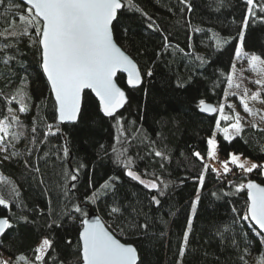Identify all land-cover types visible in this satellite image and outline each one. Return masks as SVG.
<instances>
[{
    "label": "trees",
    "instance_id": "1",
    "mask_svg": "<svg viewBox=\"0 0 264 264\" xmlns=\"http://www.w3.org/2000/svg\"><path fill=\"white\" fill-rule=\"evenodd\" d=\"M13 2L21 3L19 0ZM134 3L152 18L151 22L159 31L149 29L147 17L139 13L124 11L118 22H114L117 42L138 62L142 73L148 68L154 73L151 77L145 75L137 89L128 88L126 76L118 74V82L128 93V103L116 113L123 117L120 126L115 118L106 117L100 111L98 99L87 89L78 122L60 124V133L40 143L44 140L46 125L53 124L55 130L58 123L54 119V98L39 68L38 50L28 44L27 37H21L19 43L16 38H8L7 42L19 49V55L7 65L0 60V119L8 116V109L13 108L23 127L13 122L10 133L22 135L5 144L18 155L0 161V196L9 201V208L0 206V217L7 216L14 225L0 238V256L6 254L12 264H29L34 260V249L48 237L54 242L56 252L53 255L58 261L76 264L81 217L74 213L77 219L73 221L63 216V212L76 203L86 214L88 206L92 205L116 236L133 243L138 250V264H177L178 260L182 264H242L240 256L246 264H258L264 257V245L252 231V222L240 219L247 195L246 189L236 192V186L249 179L264 183V175L257 170L240 175L241 170L232 165L237 175L229 173L219 178L209 169L196 213L191 210L198 187L192 178L202 171V164L193 152H200L207 163L206 141L215 130L218 118V112H201L199 100L204 99L215 107L224 101L238 40H229L217 49L215 37L237 36L246 11L244 0H189L191 12L180 0H134ZM6 4L7 0L0 5V31L5 26L3 17L14 19L17 14L11 10L6 13ZM16 27L22 30L23 22L17 21ZM197 28L201 31H195ZM163 36L170 42L167 50H163ZM0 42L4 39L0 38ZM177 45L185 52L173 53ZM16 48L9 54L15 55ZM243 49L264 57V25L257 24L247 30ZM196 56L203 57L205 62L196 60ZM178 82L184 87H178ZM21 87L30 97L24 98L28 105L26 113L18 112L19 97L12 99ZM251 125H245L241 136L231 144L224 141L223 134L218 131L220 154L228 156L235 151L251 157L257 164H264V127ZM33 126L37 129L35 133ZM120 127L123 134L117 140ZM65 136L70 150L67 158L59 151L65 144ZM34 137L35 143L32 142ZM6 141H11V136ZM113 148L117 152L124 151L121 159L131 157L133 170L144 180H156L160 188L149 189L127 177ZM156 151L164 153L168 159L155 156ZM25 160L29 166H25ZM80 163L86 167L79 173L76 189L65 197L62 186L68 183L70 187L72 182L65 180L62 170L71 171ZM35 166L40 167L39 173L33 171ZM116 177L119 179L115 181V196L110 191L106 194L103 185L106 181L111 184ZM229 180L233 183L228 184ZM164 184L168 187L164 188ZM13 186L19 191V197L13 192ZM93 192H97L95 203L86 200ZM212 192L222 198L213 197ZM153 195L161 201L159 205L151 202ZM19 201L26 207H16ZM114 204L121 208V213L115 216L110 215V207ZM233 207L236 213L231 211ZM21 216H27L32 222L19 219ZM189 216L193 219V230L181 258L179 247ZM234 217L236 223L233 224ZM54 219L60 220L61 227L48 228ZM143 224L148 227L140 228ZM229 225L234 232L229 230ZM217 229L225 237L235 235L239 249L231 246L229 239L217 236ZM69 239L71 246L67 244ZM248 240H251V248L244 251ZM45 258L47 260V256Z\"/></svg>",
    "mask_w": 264,
    "mask_h": 264
},
{
    "label": "snow or ice",
    "instance_id": "2",
    "mask_svg": "<svg viewBox=\"0 0 264 264\" xmlns=\"http://www.w3.org/2000/svg\"><path fill=\"white\" fill-rule=\"evenodd\" d=\"M180 3L189 12L192 11V5L189 3V0H180ZM4 4L5 0H0V5ZM244 4L246 5V11L241 18L237 36L231 38L215 37L216 47L217 49H221L229 43V40H238L239 43L235 44V57L237 59L242 57L247 58L250 70L258 73L260 76L253 83L260 87L257 91L252 92L250 96L247 87H244L242 92L234 91L231 94L225 89L224 95L225 97H229V95L237 97L245 113L252 117L259 116L260 120L264 121V113L260 110H254L247 102L248 99H251L252 101L260 100L264 103V98H262V93H264V59L260 55L255 53L249 54L243 50L247 30L257 24L264 25V2H260V0H244ZM10 10L17 14L14 19H9L7 15L3 17L5 26L0 31V38H3L4 42H0V60L7 65L10 60L16 59L19 55V49L16 48L15 44L7 42L8 38H16V43H19L21 37H27L28 44L35 47L39 52V68L43 76L46 77L47 85L50 87L51 93L54 96V119L58 123L55 125V130H53V124H47L44 140L39 142L44 143L49 136H56L60 133V124L65 122H78L82 111V93L86 89L91 90L95 94L99 102L100 111L106 117L115 118L117 126H120V121L123 117L116 116V113L128 103V96L116 82L117 73L127 74L126 84L130 89H137L144 82L145 75L151 77L154 73L152 68H148L146 72L142 73L133 58L118 46L114 39V22H118L120 14L124 11L139 13L141 16L147 17V27L149 29L159 31L158 26L151 22L152 18L138 4L134 3V0H21L19 4L14 3L13 0H7L5 11L7 13ZM181 11H184V8H181ZM17 21L23 22L22 30H17ZM195 31H201V29L197 28ZM124 32H127L126 28ZM188 39L191 41V37ZM169 47L170 42L168 37L163 36V50H167ZM188 47H192L191 43H189ZM13 48H16V54L10 55L9 52ZM177 50L181 53L185 52V49H180L178 45L176 49H173V53ZM157 55L159 56V53ZM195 59L201 61V63L205 62L204 58L200 56H196ZM231 68L233 72H230L227 76L228 87L241 89L242 80L241 82L234 80L235 62L232 63ZM177 86L184 87L179 82ZM16 93L12 99L17 100L19 97L18 112L26 113L28 111V105L25 103L24 98L28 97V93L22 87L18 88ZM28 98L30 99V97ZM228 108L233 109V105L229 104ZM199 109L204 113L219 112L220 115L215 121V126L223 134V140L229 144L236 137L241 136V133L245 129V124L242 123L240 114H226L224 103H220L219 107H215L210 103H206L204 99H200ZM8 113V116L0 119V153L7 152V148L5 147L6 143L16 141L22 135V133H10L9 131L13 122L23 127L17 110L9 108ZM221 121H229V123L227 126L221 127ZM251 126L257 127V124L253 122ZM36 131V127L33 126L32 132L35 133ZM122 134L123 128L120 127L117 140L120 139V135ZM9 136H11V141H6V138ZM32 142H36L35 137ZM206 143L207 158L210 160L217 159L219 142L216 138L215 131L207 138ZM12 147H15V145L12 144ZM59 151H62L63 158L70 156L66 136L65 144ZM113 152L116 154L117 161L125 167V175L127 177L138 181L146 188H160L156 180H144L140 174L133 170V160L131 157L121 159V157H124V151L117 152L113 148ZM11 155L16 156L18 153L13 151ZM44 155L47 156L48 153H44ZM241 155L229 152L228 159L220 161L223 170L221 174L219 170L204 162L205 156H202L200 152H193V156L202 164V171L198 176L192 178L198 184V187L195 189L196 196L191 201L193 214L196 213L197 205L200 202V192L205 184V174L209 169L219 178H223V176H227L229 173L237 175L229 167L230 164L241 170L240 175L252 173L253 170H257L261 175H264V171H261L264 169V164L250 162L247 159L241 161ZM155 156L168 159L160 151H156ZM8 158L7 155L4 156L5 160ZM24 163L25 166H29L27 160ZM160 166L163 167V164ZM84 167L86 166L80 163L77 167L71 169V171L67 168L62 170L65 180L72 182L70 187L68 183L62 186L65 197H68L70 191L76 189L77 185L75 182L78 180L79 173ZM33 171L39 173L40 167H33ZM118 179V177L113 178L111 184L108 181L105 182L103 187L106 190V194L110 191L115 196V181ZM40 182L44 183L42 179ZM227 183L232 184L233 181L229 180ZM163 187L167 188L168 185L164 184ZM245 189L247 200L244 213L240 216V219L254 222L252 231L256 237H259L260 244L264 245V186L256 183L254 180H248L246 183L240 182L236 186V192ZM12 190L19 197L20 193L15 186H13ZM159 194L161 196L164 195L163 191ZM211 195L217 199L222 198L216 192H212ZM96 197L97 192H93L86 197V200L95 203ZM151 202L156 205L161 203L156 195L151 197ZM0 206L9 208V201L0 196ZM16 207H26V205H23V202L19 201ZM231 211L236 213L237 209L233 207ZM74 213H79L81 217L76 245L79 256L76 259V264H138L139 255L135 246L130 243L121 242L116 237L114 231H110L99 218L94 220L82 218L87 214L80 204L73 203L71 209L63 212V216H67L70 220L74 221L77 219ZM119 213H121L120 207L115 204L110 207V215L115 216ZM19 219L29 223L32 222L29 221L27 216H21ZM232 223H236L235 217ZM53 225L61 227L60 220H52L48 224V228L51 229ZM13 227L14 225L7 216L0 218V236H3L6 230H11ZM139 227L146 229L148 225L143 224L139 225ZM192 230L193 219L192 216H189L186 229L183 232V242L179 247V256L181 258L186 253ZM229 230L235 231L231 228V225H229ZM120 231L122 232L123 229H120ZM216 235L220 236L222 240L229 239L230 245L239 249L240 245L235 235L230 238L225 237L224 233L219 229L216 230ZM67 244L71 246L72 240L69 239ZM250 248L251 240H248L245 242L244 251H249ZM55 252L56 249L53 240L44 237L39 246L34 249V260L30 261L29 264H64V261H58L57 256L53 255ZM46 256L47 260L45 258ZM19 259L25 258L20 257ZM239 259L242 264H246L243 256H240ZM0 264H12V260L11 258L0 256ZM177 264H182L181 260H178ZM258 264H264V257L260 258Z\"/></svg>",
    "mask_w": 264,
    "mask_h": 264
},
{
    "label": "rangeland",
    "instance_id": "3",
    "mask_svg": "<svg viewBox=\"0 0 264 264\" xmlns=\"http://www.w3.org/2000/svg\"><path fill=\"white\" fill-rule=\"evenodd\" d=\"M237 43H239V41ZM243 50L246 51L245 49H243ZM246 52H248L249 54L255 53L252 51H246ZM255 54H257V53H255ZM257 55H259V54H257ZM261 58L264 59L263 56H261ZM233 62H235V64H236V69L234 70V80L236 82H241V80H242V85H241V89H234V88L228 87L227 91L229 94H231L234 91L242 92L243 88L247 87L249 89V96H250L252 92L257 91V89L260 87L259 85H255L253 83V81L255 79L260 78V76L258 73H255V72L250 70L246 57H242L239 59H237L235 57ZM247 102H248L249 106L252 107L254 110H260L262 113H264V105L260 100L252 101L251 99H248ZM223 103L225 104V113L228 115H234V113H239L241 118H242L243 124L247 125V124H252L253 122H255L258 126L264 127V121L260 120L259 116L252 117L249 114L244 112V110H243L241 104L239 103V100L237 97H234L231 95H229V97H225V95H224ZM229 104L233 105V109L228 108ZM218 107H219V105H218ZM219 115L220 114L218 112V118H219ZM228 123H229V121H221V127L227 126ZM214 131L216 132V138H217V132L219 130L215 128ZM5 147L7 148V152L0 153V161H8L12 157L11 153L14 150L9 149L6 145H5ZM231 152L241 154V153L235 152V151H231ZM5 155H7L9 157L7 160L4 159ZM206 159H207L208 164L212 165L217 170L223 172L222 164L220 161L227 160L228 156H222L218 150V158L217 159H213V160H210L208 158H206ZM245 159H247L250 162L256 163V161L253 160L251 157L242 154L241 155V161H243ZM231 166L232 165L230 164L229 167L231 168Z\"/></svg>",
    "mask_w": 264,
    "mask_h": 264
},
{
    "label": "water",
    "instance_id": "4",
    "mask_svg": "<svg viewBox=\"0 0 264 264\" xmlns=\"http://www.w3.org/2000/svg\"><path fill=\"white\" fill-rule=\"evenodd\" d=\"M19 1H21V0H19ZM114 39H115V36H114ZM115 41L117 42V40L115 39ZM117 44H118V46H120L121 48H122V46L117 42ZM122 50H124V48H122ZM124 51H126V50H124ZM126 53L127 54H129L127 51H126ZM130 55V54H129ZM131 56V55H130ZM132 57V56H131ZM133 58V57H132ZM133 60L138 64V62L133 58ZM138 67H139V64H138ZM140 68V67H139ZM119 73H121V72H118L117 73V76H118V74ZM125 76H126V80H127V74L126 73H123ZM116 82H117V84H118V86H120L125 92H126V94H127V96H128V93H127V90L118 82V80H117V77H116ZM87 90V89H86ZM89 90V89H88ZM91 91V90H90ZM93 93V92H92ZM83 94L84 93H82V104H83ZM93 95L95 96V94L93 93ZM52 96H53V94H52ZM53 98H54V96H53ZM120 110V109H119ZM118 110V111H119ZM65 123H70V122H65ZM65 123H62V124H65ZM249 180H254L256 183H259V184H261L262 186H264V183H261V182H259L258 180H256V179H249ZM2 217H4V216H2ZM2 217H0V218H2ZM84 218L85 219H89V220H94V219H97V218H99L100 220H101V222L102 223H104L105 224V226L106 227H108L107 226V224H106V222L104 221V219L100 216V214L98 213V211L92 206V205H89L88 206V210H87V215L86 216H84ZM252 222V221H251ZM252 224L254 225V222H252ZM257 228H258V226H256ZM109 228V227H108ZM109 230L110 231H112L110 228H109ZM2 236H0V238H1ZM118 239H120L118 236H116ZM121 240V239H120ZM121 242H123V243H130V244H132L133 246H135L133 243H131V242H124L123 240H121ZM136 247V246H135Z\"/></svg>",
    "mask_w": 264,
    "mask_h": 264
},
{
    "label": "built area",
    "instance_id": "5",
    "mask_svg": "<svg viewBox=\"0 0 264 264\" xmlns=\"http://www.w3.org/2000/svg\"><path fill=\"white\" fill-rule=\"evenodd\" d=\"M3 257H8L6 254L3 255ZM9 258V257H8Z\"/></svg>",
    "mask_w": 264,
    "mask_h": 264
}]
</instances>
